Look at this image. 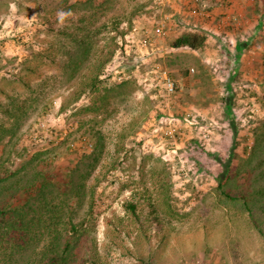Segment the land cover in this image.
<instances>
[{"label": "rangeland", "instance_id": "rangeland-1", "mask_svg": "<svg viewBox=\"0 0 264 264\" xmlns=\"http://www.w3.org/2000/svg\"><path fill=\"white\" fill-rule=\"evenodd\" d=\"M96 58L98 110L64 117ZM0 127L21 185L96 186L68 264H264V0H0Z\"/></svg>", "mask_w": 264, "mask_h": 264}, {"label": "trees", "instance_id": "trees-1", "mask_svg": "<svg viewBox=\"0 0 264 264\" xmlns=\"http://www.w3.org/2000/svg\"><path fill=\"white\" fill-rule=\"evenodd\" d=\"M205 42L206 38L203 35L183 33L173 41L171 48L197 51L204 46ZM84 43L87 42L78 41L79 46ZM88 50L86 49L84 52H88L87 55L90 52ZM108 55L110 56V54ZM82 56L83 54L80 51L75 60L67 67V69H71L70 77L72 79L81 68ZM103 61L97 65V58L94 60L95 63L92 64L91 68H94L95 71L90 76L81 78L79 86L72 92L69 100L60 104L59 113L61 115L67 117L68 114L72 113L77 115L81 112L98 110L97 101L100 100V97L97 96V85L99 84L103 65L108 59ZM84 96H90L92 104L83 107L78 106ZM54 130L59 136L64 134L63 130ZM6 133L5 131L4 135ZM232 133L235 135L236 130L233 129ZM1 134L0 132V136ZM12 153L11 151L8 152L6 157L0 154V255L7 254V258H3V261L6 259L9 261L17 254H22L31 245L33 247L31 250L33 257L31 262L26 260L24 264L70 263L72 254L78 247V238L82 233V223L75 222V206L80 205L81 200L85 201V197L88 196V210L89 212L92 211L95 184L88 186L86 183L71 178L66 191L62 192L55 189L52 185L53 181L47 178L44 173L36 172L31 180H26L24 185H21L24 175H26V165H22L21 170L15 171H10L5 167ZM38 156L36 154L34 158H38ZM47 161L50 162V158L46 159ZM27 164H30V162H27ZM20 192L27 196L25 202L21 205L11 203L15 195ZM4 196L7 198L2 200L1 198ZM127 208L131 212L135 210V206L132 204H128ZM41 243H45V245L40 247Z\"/></svg>", "mask_w": 264, "mask_h": 264}, {"label": "built area", "instance_id": "built-area-1", "mask_svg": "<svg viewBox=\"0 0 264 264\" xmlns=\"http://www.w3.org/2000/svg\"><path fill=\"white\" fill-rule=\"evenodd\" d=\"M202 0H191V2H192V4L193 5H196V4H198V3H200ZM136 32V29L135 28H133L132 30H131V32H130V37L132 36H134L135 33ZM160 29L159 28H157V29H155V34H157V36H159L160 35ZM149 38H147V37H145V38H141L140 39V45L142 46V48H146L149 44H150V41L148 40Z\"/></svg>", "mask_w": 264, "mask_h": 264}, {"label": "clouds", "instance_id": "clouds-1", "mask_svg": "<svg viewBox=\"0 0 264 264\" xmlns=\"http://www.w3.org/2000/svg\"><path fill=\"white\" fill-rule=\"evenodd\" d=\"M63 15V14H62Z\"/></svg>", "mask_w": 264, "mask_h": 264}]
</instances>
